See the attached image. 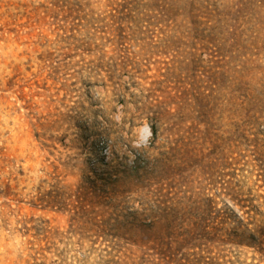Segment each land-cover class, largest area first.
<instances>
[{
  "label": "rangeland",
  "instance_id": "rangeland-1",
  "mask_svg": "<svg viewBox=\"0 0 264 264\" xmlns=\"http://www.w3.org/2000/svg\"><path fill=\"white\" fill-rule=\"evenodd\" d=\"M0 264H264V0H0Z\"/></svg>",
  "mask_w": 264,
  "mask_h": 264
},
{
  "label": "trees",
  "instance_id": "trees-1",
  "mask_svg": "<svg viewBox=\"0 0 264 264\" xmlns=\"http://www.w3.org/2000/svg\"><path fill=\"white\" fill-rule=\"evenodd\" d=\"M140 172H141V174H140ZM142 172H143V171H142L141 168L138 169V170L136 171V178H137L139 175L141 176V178H140V179L137 178V180H135V181L133 180L134 183L138 184L137 182H140V181L142 182V181L144 180ZM138 174H139V175H138ZM101 180H102V179H101ZM137 216L140 217L142 220L146 217V216H145V217H142L141 215H137ZM134 220H137V218L135 217ZM157 221H158V220H157ZM152 226H154V223L152 224ZM134 227H139V228L142 227V226H141V221H140V225H139V223H137V222L134 223ZM199 229H201V228H199ZM189 234L193 235V234H194V231L192 230ZM147 236H148V235H147ZM178 238H179V237H178ZM183 239H184V238H180V239H178V240H180V242L183 243ZM147 241H149V240H147ZM147 241H146V242H147Z\"/></svg>",
  "mask_w": 264,
  "mask_h": 264
}]
</instances>
